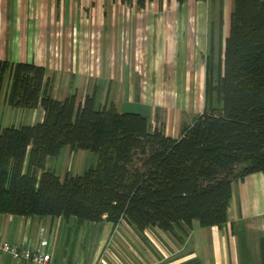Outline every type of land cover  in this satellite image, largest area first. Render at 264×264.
Listing matches in <instances>:
<instances>
[{"label":"trees","instance_id":"16d2710c","mask_svg":"<svg viewBox=\"0 0 264 264\" xmlns=\"http://www.w3.org/2000/svg\"><path fill=\"white\" fill-rule=\"evenodd\" d=\"M124 1L142 9L149 0ZM221 55L217 64L211 44L204 109L178 137L109 96L103 104L95 92L59 100L44 65L0 59V97L9 74L7 102L45 111L42 121L0 126V212L115 224L124 217L165 230L190 229L195 219L223 226L233 182L264 171V0L233 1ZM66 146L92 151L96 162L62 177L47 163Z\"/></svg>","mask_w":264,"mask_h":264},{"label":"crops","instance_id":"0c3cea01","mask_svg":"<svg viewBox=\"0 0 264 264\" xmlns=\"http://www.w3.org/2000/svg\"><path fill=\"white\" fill-rule=\"evenodd\" d=\"M207 3L149 0L139 9L135 3L131 5L124 0H84V4L80 0H0V59L44 65L51 92L59 100L77 91V78L78 84L90 85V93L95 92L98 104L106 101L109 92L132 90L136 80H130L126 66L131 64L135 68V62L140 66V80L143 74L164 76L165 82L151 83L150 88L163 87L170 92L188 90L192 88L193 78L185 77L179 83V75L206 73L202 56L209 35L205 18ZM223 3L226 6L233 0ZM81 20L84 30L79 31L87 33L86 43L91 33L103 24L112 34V43H117L119 38V63L117 59V63L104 70L100 61L94 63L93 57L90 58L89 47L79 52L77 22ZM130 44L134 45L133 53ZM195 59L200 60L195 62ZM10 80L7 74L0 97V126L12 124V113L16 110L6 98ZM114 102L119 108L116 99ZM130 102L122 106L131 109H119L149 114L152 107L143 100L135 102L137 106ZM5 109L8 121L3 123ZM29 110L35 123L43 120V107ZM201 112L198 110L190 121L182 116L166 119L163 123L166 133L180 136L182 125L191 124ZM96 159L90 150L66 146L59 156L49 158L47 165L55 167L63 177L67 172L83 174ZM0 236L20 246L32 247L40 246L45 239L46 244L41 247L52 250L51 261L55 264H264V171L233 182L228 220L223 226H202L195 219L190 229L176 226L165 230L156 225L137 227L128 220L117 224L107 219L80 222L76 216L0 212ZM0 264L29 262L0 251Z\"/></svg>","mask_w":264,"mask_h":264},{"label":"rangeland","instance_id":"374dc122","mask_svg":"<svg viewBox=\"0 0 264 264\" xmlns=\"http://www.w3.org/2000/svg\"><path fill=\"white\" fill-rule=\"evenodd\" d=\"M84 4V0H80ZM224 2V0H222ZM226 4L227 1L225 0ZM234 1V0H233ZM221 6L222 2L221 0H209L206 6V20L208 21V29H209V35L207 37V40L205 41V51L203 53V60L206 62V56L210 52V46L211 44L214 45L215 49V60H217V64L220 61V58L222 57V46L225 37L229 33L230 29V15L233 7V3L226 5L223 3V16L224 20L221 21ZM87 18V13L85 14L84 19ZM77 19H79V16H77ZM81 19V18H80ZM77 49H79V52L84 49L85 46L89 47V55L90 58L93 57L94 63H99L101 65H104V70L106 67L110 66L112 63H119V38L117 43H112V37L111 33L107 32V26L106 25H100L97 27V30L91 33V35L88 38V43L85 42L87 39V33L81 34L79 30L83 28L84 25H82L83 21L77 22ZM222 24V25H221ZM86 26V25H85ZM87 27V26H86ZM91 28V25L88 27ZM55 29V27H53ZM126 35L123 37V42H126ZM213 42V43H212ZM113 45V46H112ZM117 45V49H116ZM129 46V45H128ZM130 52H134V45L132 46L130 44ZM125 51V46L123 48ZM135 58L137 57V52H135ZM200 59H195V62L199 61ZM140 61V60H139ZM195 62H193V66L195 65ZM90 66H86L85 70H87ZM134 67V66H133ZM130 64L129 67L126 66L128 77L133 80H136L135 85L132 86V90L125 91L123 90H114L112 92H109V99L114 102L116 99L119 108L123 109H131V107L128 106H122L124 102H130L133 106H137V104H134L137 101H145L146 103L150 104L152 107L149 111V116L152 119L153 124L159 125L160 123H164L166 119L172 120L173 118L177 119L179 116L184 117V119L191 120L192 116L195 115V113L198 110L204 109V101L206 98V73L202 76L200 74H194V75H179V83H182L186 78H193L194 82L192 84V88L188 90H176L173 92L165 90V88L156 90L154 87H151V83L160 82L163 83L164 76L162 74L158 75H144L143 79H141L140 76L142 74L138 73V70L140 66L135 62V68H133ZM89 72V71H87ZM214 81L216 82L218 78V69L214 71ZM197 81V82H196ZM80 82L77 78V92L78 98L83 99L86 94H90L92 92V88L90 85L85 82ZM102 82V80L100 81ZM151 84V85H150ZM141 85V86H140ZM181 85V84H180ZM202 86V88H198V86ZM154 86V84H153ZM100 87V86H99ZM169 87V86H168ZM171 87H169L170 89ZM70 92V93H72ZM69 93V94H70ZM111 93V94H110ZM172 93V94H171ZM111 95V96H110ZM105 96H103L104 98ZM99 99V97H98ZM131 99V100H130ZM105 101V100H104ZM103 101V102H104ZM165 101V102H164ZM158 104H161V107H157ZM133 109V108H132ZM188 110V111H187ZM6 109H5V115L2 116L3 123H6L8 121V115H7ZM11 115V114H10ZM31 113L29 109L25 108H16L15 111L12 113V119L10 123L20 125V124H32L35 123V120L30 119ZM10 120V118H9Z\"/></svg>","mask_w":264,"mask_h":264},{"label":"built area","instance_id":"2783aa9c","mask_svg":"<svg viewBox=\"0 0 264 264\" xmlns=\"http://www.w3.org/2000/svg\"><path fill=\"white\" fill-rule=\"evenodd\" d=\"M121 220H127L122 218ZM46 244V240L43 239L42 244ZM32 247L31 245L20 246L19 244L12 243L2 236H0V251L11 254L15 258L23 259L29 262V264H55L52 257L53 252L51 249L45 250L43 247ZM62 264H70L68 262ZM83 264V263H77Z\"/></svg>","mask_w":264,"mask_h":264}]
</instances>
